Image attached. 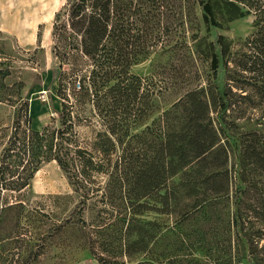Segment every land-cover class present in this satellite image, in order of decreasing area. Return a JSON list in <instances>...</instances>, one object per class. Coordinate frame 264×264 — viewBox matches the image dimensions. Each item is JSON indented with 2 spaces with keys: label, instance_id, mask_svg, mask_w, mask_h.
I'll return each instance as SVG.
<instances>
[{
  "label": "trees",
  "instance_id": "trees-1",
  "mask_svg": "<svg viewBox=\"0 0 264 264\" xmlns=\"http://www.w3.org/2000/svg\"><path fill=\"white\" fill-rule=\"evenodd\" d=\"M250 14L253 28L233 49L218 29ZM52 36L59 62L69 66L62 74L77 77L75 100L91 102L103 128L91 149L77 144L76 102L60 76L59 124L34 129L25 108L0 139V212L12 205L6 190L20 192L43 161L54 159L83 201L92 171L108 174L96 184L101 195L118 196L120 215L105 221L101 208L94 215L103 220L96 224L99 238L86 232L101 264H121L119 255L133 264H264L262 236L255 233L264 226H253L255 215L264 220V0H66ZM164 53L176 62L148 76L130 71ZM198 59L207 65L206 81L196 68L192 84L184 65ZM6 75L0 68V86ZM177 79L183 92L163 106L162 91ZM8 97L0 92V101ZM137 124L151 131L153 154L123 150L114 157ZM233 130L237 169L230 163ZM83 209L77 208L79 219ZM150 211L153 218L144 215ZM6 238L0 236V264H11Z\"/></svg>",
  "mask_w": 264,
  "mask_h": 264
},
{
  "label": "rangeland",
  "instance_id": "rangeland-1",
  "mask_svg": "<svg viewBox=\"0 0 264 264\" xmlns=\"http://www.w3.org/2000/svg\"><path fill=\"white\" fill-rule=\"evenodd\" d=\"M65 3L66 0H0V68L7 72L4 84L0 86V92L9 96L6 101H0L1 140L10 135L17 115L21 114L24 118L25 108L30 115V126L34 129L41 130L47 124H59L58 111L63 99L61 93L57 91L60 76L66 94L76 102L74 114H78L79 117L75 126L77 144L91 149L89 144L95 136L97 137L96 132L103 128L99 116L92 109L91 102L75 100L72 86L77 77L73 75L65 77L62 74V71L69 69V66L59 62L53 48V21L56 13L63 9ZM252 20L251 14L238 17L218 31L232 40L235 49L251 32ZM211 35H214L213 31ZM172 61L176 62L168 54H155L133 63L130 71L140 76H148L160 70L162 66L167 67ZM79 66L86 68L87 62L80 60ZM184 67L191 73V80L195 79L194 72L198 68L201 73L200 82L206 81V63L198 59L189 61ZM218 75L219 77L223 75L222 69H219ZM182 83L177 79L173 86L162 91L160 100L163 106L169 105L183 92ZM194 83L196 80H193L192 84ZM219 83L222 85V81ZM41 89L47 90L48 98L45 101L39 97ZM141 128L142 125L137 124L130 131L131 134L139 132V135L142 132L141 137L145 138V142L141 141L139 135H127L112 155L115 157V154H120L123 150L124 152L145 151L147 156L153 154L149 146L153 138L152 133ZM233 133L235 135L231 138L233 149L230 163L233 169H237L236 130H233ZM93 158L97 160L98 156ZM92 173L95 180L90 183V194L85 201L80 192L73 188L66 172L54 159L43 161L34 172L30 184L20 192L9 190L4 192V198L12 205L6 206L0 212V236L8 237L6 246L11 264H73L89 258L98 262L90 253L86 232L90 230L93 236L99 238V234L95 232L96 224L103 223V220H96L94 215H97L102 208L101 214L107 218L105 221H112L117 218L119 214L117 210H122V207L119 208L121 203L118 196L107 198L101 195L102 188L96 189L99 179L101 182L108 181V174L95 173V171ZM19 199L22 203L14 204ZM253 200L256 212H250L255 215L260 209L256 205L258 204L256 200L254 198ZM80 206H84L81 212L83 219L78 218L77 208ZM144 215L153 218V211ZM159 217L161 220H174L176 216L160 215ZM255 217L253 226L255 228L264 226V220H260L259 216L255 215ZM80 220H84L83 226L78 222ZM259 231L260 229L255 233L262 236L260 244H263L264 233ZM158 245L159 243H156V249ZM117 258L123 261L121 264H133L134 258L129 260L127 256L122 255Z\"/></svg>",
  "mask_w": 264,
  "mask_h": 264
},
{
  "label": "crops",
  "instance_id": "crops-1",
  "mask_svg": "<svg viewBox=\"0 0 264 264\" xmlns=\"http://www.w3.org/2000/svg\"><path fill=\"white\" fill-rule=\"evenodd\" d=\"M73 264H101L99 261L97 262L94 259H81Z\"/></svg>",
  "mask_w": 264,
  "mask_h": 264
},
{
  "label": "built area",
  "instance_id": "built-area-1",
  "mask_svg": "<svg viewBox=\"0 0 264 264\" xmlns=\"http://www.w3.org/2000/svg\"><path fill=\"white\" fill-rule=\"evenodd\" d=\"M39 97L42 101L47 100L48 95H47V90L46 89H41L39 92Z\"/></svg>",
  "mask_w": 264,
  "mask_h": 264
}]
</instances>
